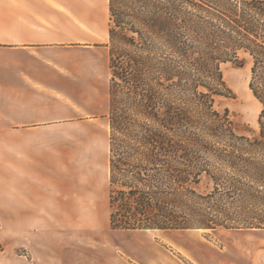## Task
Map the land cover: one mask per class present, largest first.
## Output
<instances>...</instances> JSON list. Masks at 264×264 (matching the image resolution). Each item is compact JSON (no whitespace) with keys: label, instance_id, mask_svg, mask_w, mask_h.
Masks as SVG:
<instances>
[{"label":"trees","instance_id":"1","mask_svg":"<svg viewBox=\"0 0 264 264\" xmlns=\"http://www.w3.org/2000/svg\"><path fill=\"white\" fill-rule=\"evenodd\" d=\"M109 225L264 230V0H109ZM251 64L243 133L222 66ZM3 244L0 240V251Z\"/></svg>","mask_w":264,"mask_h":264},{"label":"crops","instance_id":"2","mask_svg":"<svg viewBox=\"0 0 264 264\" xmlns=\"http://www.w3.org/2000/svg\"><path fill=\"white\" fill-rule=\"evenodd\" d=\"M109 28V0H0V213L94 211L77 166L98 139L109 163Z\"/></svg>","mask_w":264,"mask_h":264},{"label":"rangeland","instance_id":"3","mask_svg":"<svg viewBox=\"0 0 264 264\" xmlns=\"http://www.w3.org/2000/svg\"><path fill=\"white\" fill-rule=\"evenodd\" d=\"M222 70L235 98H219L218 108H229L243 133L257 132L262 105L249 87L251 64L240 68L228 63ZM77 167L91 178L86 183L96 198L94 211L41 218L0 213V264H264V230H112L104 203L106 189L110 191L109 163L105 165L100 139L93 163Z\"/></svg>","mask_w":264,"mask_h":264}]
</instances>
